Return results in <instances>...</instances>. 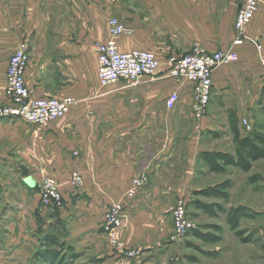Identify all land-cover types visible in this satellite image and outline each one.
I'll return each instance as SVG.
<instances>
[{
  "label": "crops",
  "instance_id": "crops-1",
  "mask_svg": "<svg viewBox=\"0 0 264 264\" xmlns=\"http://www.w3.org/2000/svg\"><path fill=\"white\" fill-rule=\"evenodd\" d=\"M240 4L241 0H0V106L7 103L8 59L22 43L30 57L25 83L32 96L76 100L64 118L43 130L20 120H0V169L17 176L26 173L32 192L43 178H54L64 202L58 215H74L68 227L80 236L81 244L91 246L102 264H177L174 203L183 198L189 209L205 216L198 203L221 206L220 199H205L197 192L229 179L210 173L199 155L234 153L240 135L228 122L240 119L244 103H253L243 81H251L255 91L264 88V69L252 44L264 47V0L245 29L246 42L233 45ZM112 17L127 29L117 39L119 51L152 53L159 64L154 76L137 84L99 85L96 44L108 39ZM193 44L238 56L237 62L214 69L210 101L198 119L190 110V85L167 76L169 59L188 54ZM172 91L178 92L179 101L167 110L165 99ZM73 172L83 179L79 189L68 185ZM136 178H143L144 185L127 199ZM38 200L37 194L32 197L35 205ZM114 202L124 204L120 250L108 243L102 230L107 208ZM213 209L211 219L222 207Z\"/></svg>",
  "mask_w": 264,
  "mask_h": 264
},
{
  "label": "rangeland",
  "instance_id": "rangeland-1",
  "mask_svg": "<svg viewBox=\"0 0 264 264\" xmlns=\"http://www.w3.org/2000/svg\"><path fill=\"white\" fill-rule=\"evenodd\" d=\"M243 87L249 89L253 103H244L240 119L228 122L230 130L240 135L234 146L244 138L264 139V88L255 91L249 80L243 81ZM244 120L251 127L249 131L244 127ZM27 177L26 173L17 176L0 169V264H48L37 257L46 250L58 252L63 264H102L91 246L81 244L80 236L68 227L74 224L73 214L60 217L57 209L46 208L39 200L36 205L32 202L38 189L30 191L25 182ZM219 178L229 179L231 188L228 199L221 200L222 211L215 219L189 209L188 202L186 210L192 229L216 235L214 229L207 228L213 222L222 230L221 241L205 244L190 233L172 240L180 248L177 264H264V159L254 162L248 173L231 168ZM236 207H243L248 213L239 221L236 230L239 236L226 222V212ZM47 235L55 236L61 247L44 245ZM207 252L211 255H206Z\"/></svg>",
  "mask_w": 264,
  "mask_h": 264
},
{
  "label": "built area",
  "instance_id": "built-area-1",
  "mask_svg": "<svg viewBox=\"0 0 264 264\" xmlns=\"http://www.w3.org/2000/svg\"><path fill=\"white\" fill-rule=\"evenodd\" d=\"M263 0H241L236 13L233 30L235 39L233 45L246 42L245 29L251 22ZM127 32L124 24L116 19L108 21V39L96 44L97 78L101 87H106L118 81H129L137 84L143 77H152L159 67L156 57L149 52L133 50L122 53L117 46V39ZM257 52L260 67L264 69V47L258 42H252ZM28 48L22 43L19 49L8 59L6 77L7 103L0 106V120H20L39 129L47 128L51 123L64 118L76 105L73 97L35 98L25 83ZM238 56L231 50L208 52L199 44H193L190 52L181 57H171L167 71L169 78L179 79L190 85L192 102L190 110L198 119L205 115L211 93L212 73L214 69L237 62ZM179 101L177 91H172L165 99V107L172 110ZM244 127L249 131L250 125L244 120ZM68 185L79 189L83 179L79 173L73 172ZM144 185L143 178L132 181L131 188L125 197L132 199ZM38 197L41 205L52 210H60L63 206L59 183L52 177L43 178L38 187ZM187 202L178 199L172 208L173 226L172 240L184 237L193 228L187 217ZM124 204L111 203L106 211L102 230L108 243L120 250L122 247L121 233L125 227ZM130 256L132 254L130 253Z\"/></svg>",
  "mask_w": 264,
  "mask_h": 264
},
{
  "label": "trees",
  "instance_id": "trees-1",
  "mask_svg": "<svg viewBox=\"0 0 264 264\" xmlns=\"http://www.w3.org/2000/svg\"><path fill=\"white\" fill-rule=\"evenodd\" d=\"M235 131V129H232ZM235 133V132H234ZM257 141V142H256ZM264 159V139L263 138H244L236 146L233 154L222 152H203L199 155V160L202 161L209 169L210 173L224 174L228 168H237L244 173H248L252 168V164L258 160ZM231 187V182L225 180L222 183L213 187H208L197 192L198 196L205 199H228V190ZM197 208L201 209L205 214L210 217H215L214 209L221 211V206L218 204H203L198 203ZM247 211L243 207L231 208L226 212V222L232 231H235L236 236H239V232L236 231L239 227L240 219L247 216ZM208 229H214L215 234L209 232H201L199 230H190L188 234L192 235L195 239L205 244H217L221 241L222 230L218 226H213ZM44 245L48 247H58L57 239L53 235H47L44 238ZM211 255L210 253H205ZM37 257L43 261H47L48 264H63V258L60 257L58 252L52 250H46L42 254H38Z\"/></svg>",
  "mask_w": 264,
  "mask_h": 264
}]
</instances>
